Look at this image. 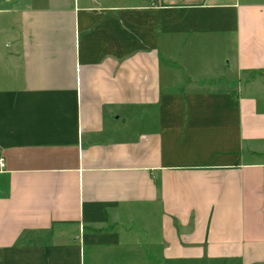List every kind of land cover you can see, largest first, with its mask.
<instances>
[{
    "label": "crops",
    "instance_id": "obj_1",
    "mask_svg": "<svg viewBox=\"0 0 264 264\" xmlns=\"http://www.w3.org/2000/svg\"><path fill=\"white\" fill-rule=\"evenodd\" d=\"M14 11L0 264H264V0Z\"/></svg>",
    "mask_w": 264,
    "mask_h": 264
},
{
    "label": "rangeland",
    "instance_id": "obj_2",
    "mask_svg": "<svg viewBox=\"0 0 264 264\" xmlns=\"http://www.w3.org/2000/svg\"><path fill=\"white\" fill-rule=\"evenodd\" d=\"M20 0H0V52L6 54L10 50L12 35L15 34V17L17 13L14 11L16 2ZM23 2V0H21ZM26 1V0H24ZM1 65V63H0ZM258 84L253 86L255 93L264 95V76L258 78ZM130 264H144L142 262H134Z\"/></svg>",
    "mask_w": 264,
    "mask_h": 264
},
{
    "label": "built area",
    "instance_id": "obj_3",
    "mask_svg": "<svg viewBox=\"0 0 264 264\" xmlns=\"http://www.w3.org/2000/svg\"><path fill=\"white\" fill-rule=\"evenodd\" d=\"M4 167V162L2 159H0V169H2Z\"/></svg>",
    "mask_w": 264,
    "mask_h": 264
}]
</instances>
